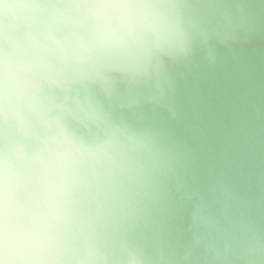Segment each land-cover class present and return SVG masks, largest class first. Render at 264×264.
Here are the masks:
<instances>
[{"label": "clouds", "instance_id": "obj_1", "mask_svg": "<svg viewBox=\"0 0 264 264\" xmlns=\"http://www.w3.org/2000/svg\"><path fill=\"white\" fill-rule=\"evenodd\" d=\"M0 264H264V0H0Z\"/></svg>", "mask_w": 264, "mask_h": 264}]
</instances>
